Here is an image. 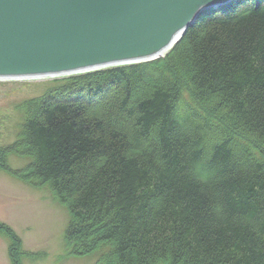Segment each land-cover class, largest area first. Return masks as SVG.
<instances>
[{
    "label": "trees",
    "instance_id": "1",
    "mask_svg": "<svg viewBox=\"0 0 264 264\" xmlns=\"http://www.w3.org/2000/svg\"><path fill=\"white\" fill-rule=\"evenodd\" d=\"M0 168L67 210L93 264H264V0L204 13L164 57L54 79ZM11 153L26 158L18 169ZM11 264L43 257L0 222Z\"/></svg>",
    "mask_w": 264,
    "mask_h": 264
},
{
    "label": "water",
    "instance_id": "2",
    "mask_svg": "<svg viewBox=\"0 0 264 264\" xmlns=\"http://www.w3.org/2000/svg\"><path fill=\"white\" fill-rule=\"evenodd\" d=\"M233 0H0V79L153 60Z\"/></svg>",
    "mask_w": 264,
    "mask_h": 264
},
{
    "label": "rangeland",
    "instance_id": "3",
    "mask_svg": "<svg viewBox=\"0 0 264 264\" xmlns=\"http://www.w3.org/2000/svg\"><path fill=\"white\" fill-rule=\"evenodd\" d=\"M51 82L50 78L0 80V148L12 143L20 132L23 113L17 105L42 95ZM26 162L11 153L13 169ZM0 221L15 229L26 249L47 253L36 261L25 259L26 264H93L90 258L74 256L66 248L67 210L48 190L30 185L6 166L0 168ZM7 249L8 240L0 235V264H11Z\"/></svg>",
    "mask_w": 264,
    "mask_h": 264
}]
</instances>
